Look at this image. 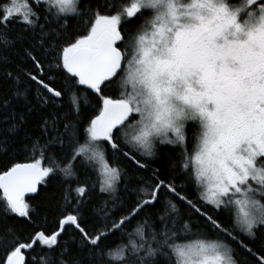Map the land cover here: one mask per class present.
I'll use <instances>...</instances> for the list:
<instances>
[{
    "label": "snow or ice",
    "instance_id": "obj_1",
    "mask_svg": "<svg viewBox=\"0 0 264 264\" xmlns=\"http://www.w3.org/2000/svg\"><path fill=\"white\" fill-rule=\"evenodd\" d=\"M0 168V264H264V0H0Z\"/></svg>",
    "mask_w": 264,
    "mask_h": 264
},
{
    "label": "trees",
    "instance_id": "obj_2",
    "mask_svg": "<svg viewBox=\"0 0 264 264\" xmlns=\"http://www.w3.org/2000/svg\"><path fill=\"white\" fill-rule=\"evenodd\" d=\"M165 164H166V161L165 160L159 161V166L160 167H164ZM0 171H3V168H0ZM55 211H56L55 208L47 210V212H46V215L48 217V219H47V225H54L55 224V222H56Z\"/></svg>",
    "mask_w": 264,
    "mask_h": 264
}]
</instances>
